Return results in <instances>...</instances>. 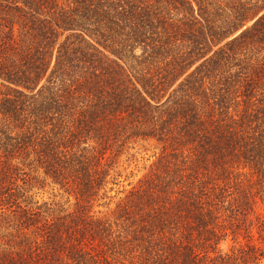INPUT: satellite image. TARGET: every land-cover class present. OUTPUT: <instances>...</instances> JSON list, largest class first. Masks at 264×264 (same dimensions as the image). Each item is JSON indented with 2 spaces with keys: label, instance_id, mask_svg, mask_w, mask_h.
<instances>
[{
  "label": "trees",
  "instance_id": "trees-1",
  "mask_svg": "<svg viewBox=\"0 0 264 264\" xmlns=\"http://www.w3.org/2000/svg\"><path fill=\"white\" fill-rule=\"evenodd\" d=\"M0 216V264H264V0H0Z\"/></svg>",
  "mask_w": 264,
  "mask_h": 264
},
{
  "label": "rangeland",
  "instance_id": "rangeland-1",
  "mask_svg": "<svg viewBox=\"0 0 264 264\" xmlns=\"http://www.w3.org/2000/svg\"><path fill=\"white\" fill-rule=\"evenodd\" d=\"M134 148L130 151L124 153L120 157L119 161V169L121 170V180L122 184L125 185L127 188L130 187L129 183H136L137 180L145 174L149 169L151 164L156 160V155L160 152L159 146L152 141H137L136 144H133ZM136 155H133V154ZM37 192V197L40 201H59L65 206H72L74 207V199L70 201L67 200V197L62 195H58L54 197V194L58 193V189H55L52 185H46L42 188L35 189ZM102 210L104 211L106 207H94L93 211L95 210ZM5 221L0 216V233H5L4 230ZM233 241L229 238L227 242L222 243L220 245L221 248L227 249Z\"/></svg>",
  "mask_w": 264,
  "mask_h": 264
}]
</instances>
